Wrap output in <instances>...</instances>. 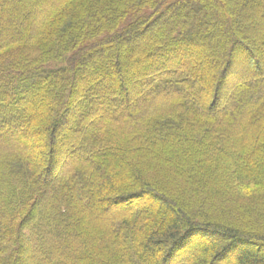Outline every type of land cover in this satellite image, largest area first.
Listing matches in <instances>:
<instances>
[{
	"label": "trees",
	"instance_id": "trees-1",
	"mask_svg": "<svg viewBox=\"0 0 264 264\" xmlns=\"http://www.w3.org/2000/svg\"><path fill=\"white\" fill-rule=\"evenodd\" d=\"M0 264H264V0H0Z\"/></svg>",
	"mask_w": 264,
	"mask_h": 264
},
{
	"label": "rangeland",
	"instance_id": "rangeland-1",
	"mask_svg": "<svg viewBox=\"0 0 264 264\" xmlns=\"http://www.w3.org/2000/svg\"><path fill=\"white\" fill-rule=\"evenodd\" d=\"M250 191V190H249Z\"/></svg>",
	"mask_w": 264,
	"mask_h": 264
}]
</instances>
